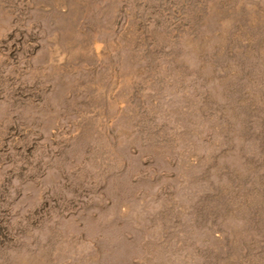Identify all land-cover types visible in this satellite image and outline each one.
Wrapping results in <instances>:
<instances>
[{"label": "rangeland", "instance_id": "obj_1", "mask_svg": "<svg viewBox=\"0 0 264 264\" xmlns=\"http://www.w3.org/2000/svg\"><path fill=\"white\" fill-rule=\"evenodd\" d=\"M0 264H264V0H0Z\"/></svg>", "mask_w": 264, "mask_h": 264}]
</instances>
